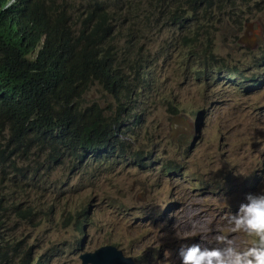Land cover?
Returning a JSON list of instances; mask_svg holds the SVG:
<instances>
[{
    "label": "rangeland",
    "instance_id": "1",
    "mask_svg": "<svg viewBox=\"0 0 264 264\" xmlns=\"http://www.w3.org/2000/svg\"><path fill=\"white\" fill-rule=\"evenodd\" d=\"M238 14L244 21L241 32L233 19ZM218 15L216 11L214 17ZM233 17L214 22L215 53L222 57L218 64H196L188 51L181 49L167 66L156 67L153 90L144 97L147 119L132 122L136 137L127 148L103 153L96 164L85 163L77 169L67 163L41 179V190L31 182L26 189L19 185V191L12 194L17 202L28 201L42 213L33 221L12 215L9 222L17 238L33 247L35 258L42 257V264H83L82 254L109 244L124 252L128 248L136 255L163 246L157 264H181L182 245L214 246L215 236L228 230L227 220L218 217L237 211L241 202L236 200L239 192H226L221 171L250 176L252 169L253 175L259 170L264 176V109L260 108L264 105V4L244 5ZM247 17L250 39L240 43L237 41L246 30ZM256 42L259 47L250 50ZM151 60L155 62L154 57ZM213 66L223 69L215 73L217 81L210 79ZM196 70L203 72L200 77ZM98 86L86 96V106L96 99L105 107L111 103ZM168 96L177 99L192 122L200 111L207 110L200 137L174 135L177 124L169 120L159 103ZM170 164L180 169L175 177L167 170ZM7 193V201L2 202L5 210L11 208ZM181 198L187 205L168 230L159 222L148 226L151 211L157 210L154 216L160 218L173 200ZM90 204L87 238L76 221L78 212ZM197 211L201 217L195 216ZM80 220L85 221L83 216ZM192 225L203 228V233H195ZM165 238L170 240L165 242ZM233 238L242 247L248 243L242 235Z\"/></svg>",
    "mask_w": 264,
    "mask_h": 264
},
{
    "label": "trees",
    "instance_id": "2",
    "mask_svg": "<svg viewBox=\"0 0 264 264\" xmlns=\"http://www.w3.org/2000/svg\"><path fill=\"white\" fill-rule=\"evenodd\" d=\"M239 2L0 0V169L26 177L19 162L28 163L35 172L24 188L40 189L59 166L75 169L98 150L127 148L132 122L147 119L156 67L181 49L196 64L215 62L213 7L237 10ZM95 85L108 106L97 99L86 106ZM12 215L33 221L42 213L28 201L0 212V264H42L9 226Z\"/></svg>",
    "mask_w": 264,
    "mask_h": 264
},
{
    "label": "clouds",
    "instance_id": "3",
    "mask_svg": "<svg viewBox=\"0 0 264 264\" xmlns=\"http://www.w3.org/2000/svg\"><path fill=\"white\" fill-rule=\"evenodd\" d=\"M261 2L264 4V0H249L248 2L245 0H240L239 8L237 10H234L232 7H228L226 10H221V6L223 5V3H221L219 6L213 7V14H215L216 11L219 12V15L214 17L215 21H219V19L224 16L230 15L233 17V15L239 13L241 7L244 5H248L249 8L253 4L260 5ZM259 8L262 9L263 6H260ZM245 14L246 12L243 13L244 17L246 16ZM249 18L250 17H247V20L249 21L246 22V30L244 34L237 42H240L241 39L243 41H248L250 39L249 28L251 27V23ZM233 19L237 24V31L241 32L244 29V21L241 15L238 14V17H233ZM237 37L238 35H236V38ZM257 47H259L258 42L250 45V50L254 51L257 49ZM221 58V56L218 57L217 55V59L212 63L214 65L218 64ZM203 66L206 67V64ZM212 70L213 71L210 79L217 81L219 77L216 76L215 73H221L223 69L213 66ZM205 78L206 80L209 79V77ZM163 108L169 120L177 124L174 132L176 137L177 135H180L182 139H188L194 137V134L200 137L202 131L205 129L207 110L200 111V113H198L196 116V122H192L191 120L186 119L187 116L180 109L179 103L175 97H170V101L167 103V105L163 106ZM260 108L264 109V105ZM181 120H187L188 123L181 122ZM262 129L264 130V127H262ZM262 142H264V140H262ZM115 150H118V148L98 150L96 153L90 154L86 161L87 163L96 164V162L101 159L103 153H109V151ZM19 164L23 167V172L26 173V177H23L21 174H19L18 177L14 178L10 175L7 168L0 169V212H3L6 209V205H3L2 202L5 203L7 201V192H10V198L8 201L11 202L12 206L14 203H17V198L15 200L12 194L19 191V185L24 186L25 182L29 181L28 178L32 177L35 172L34 169L28 165V163L19 162ZM82 165L77 166L75 169L81 167ZM179 170L180 169H176L168 172H172V175L175 177L180 172ZM221 172L223 173L224 179H226V192H239L236 200L240 201L241 204L238 210L232 211L229 216H223L222 218L218 217V220H227L228 230L226 232L218 233L215 236L214 246L201 247L199 244H193L190 246L182 245L179 252L181 264H264V176L259 174V170H257L253 175L252 169V174L250 176H245L242 172L241 174L235 175H233V172L230 171L222 170ZM37 190H41V186L40 189ZM211 193L214 194V191L211 190ZM21 199L22 198L20 197L19 200ZM182 201L184 202L183 205L181 204ZM186 205L187 201H185L183 198L176 201L173 200L171 203V208L167 207L166 211L160 218L154 216L157 210L151 211V220L149 221L148 226L152 221L159 222L160 225H163L165 229L168 230L171 225L175 224L177 218L183 214V209ZM92 206L93 204H90V206L84 207V209L80 210V212H78V219L76 221L80 231H84V234L87 238L89 237L88 231L91 225L89 215L91 213ZM82 216L84 217L85 221L80 220ZM236 235H242L245 237L248 241L247 245L243 247L238 245L236 240L233 238ZM169 240V238L164 239L165 242H168ZM107 246L115 247L118 251H120L121 253L119 258L128 264H146L145 262L157 264L158 259L160 258L163 251V246H161L158 251L153 248L148 250L144 255H136L128 248L124 252L117 245H105V247ZM82 247V250H84L85 241L82 242ZM89 253L95 252H86L82 254L81 260L83 261L84 255Z\"/></svg>",
    "mask_w": 264,
    "mask_h": 264
},
{
    "label": "water",
    "instance_id": "4",
    "mask_svg": "<svg viewBox=\"0 0 264 264\" xmlns=\"http://www.w3.org/2000/svg\"><path fill=\"white\" fill-rule=\"evenodd\" d=\"M240 42H243L241 39ZM120 251L115 247L107 246L96 250L95 253L84 255V264H128L119 258Z\"/></svg>",
    "mask_w": 264,
    "mask_h": 264
},
{
    "label": "bare ground",
    "instance_id": "5",
    "mask_svg": "<svg viewBox=\"0 0 264 264\" xmlns=\"http://www.w3.org/2000/svg\"><path fill=\"white\" fill-rule=\"evenodd\" d=\"M246 88V87H245ZM134 104V103H133ZM131 117V116H130ZM132 118V117H131ZM144 126V125H143ZM165 175V174H164ZM208 183V182H207ZM181 204L183 205L184 204V202L182 201L181 202ZM195 216H198V217H201L202 216V214L200 213V211H197V212H195ZM190 217L189 218H187L186 220L187 221H190ZM215 228V227H214ZM192 230L195 232V233H197V234H201V233H203V228H201V227H199V226H197V225H192Z\"/></svg>",
    "mask_w": 264,
    "mask_h": 264
}]
</instances>
